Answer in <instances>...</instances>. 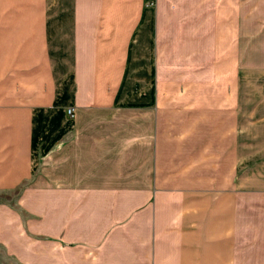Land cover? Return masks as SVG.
I'll list each match as a JSON object with an SVG mask.
<instances>
[{
    "label": "crops",
    "instance_id": "1",
    "mask_svg": "<svg viewBox=\"0 0 264 264\" xmlns=\"http://www.w3.org/2000/svg\"><path fill=\"white\" fill-rule=\"evenodd\" d=\"M0 192L10 264H264V0H0Z\"/></svg>",
    "mask_w": 264,
    "mask_h": 264
},
{
    "label": "rangeland",
    "instance_id": "2",
    "mask_svg": "<svg viewBox=\"0 0 264 264\" xmlns=\"http://www.w3.org/2000/svg\"><path fill=\"white\" fill-rule=\"evenodd\" d=\"M15 199L14 194L10 192H0V201H8L11 202ZM11 260L9 257L4 253L3 249L0 247V264H10Z\"/></svg>",
    "mask_w": 264,
    "mask_h": 264
},
{
    "label": "built area",
    "instance_id": "3",
    "mask_svg": "<svg viewBox=\"0 0 264 264\" xmlns=\"http://www.w3.org/2000/svg\"><path fill=\"white\" fill-rule=\"evenodd\" d=\"M66 113H67L68 115H71V114H72V109H70V108L66 109Z\"/></svg>",
    "mask_w": 264,
    "mask_h": 264
}]
</instances>
